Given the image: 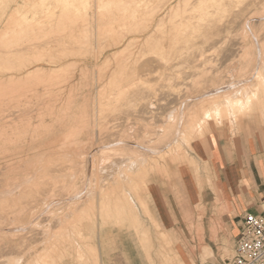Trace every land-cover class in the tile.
Returning a JSON list of instances; mask_svg holds the SVG:
<instances>
[{"label":"rangeland","instance_id":"374dc122","mask_svg":"<svg viewBox=\"0 0 264 264\" xmlns=\"http://www.w3.org/2000/svg\"><path fill=\"white\" fill-rule=\"evenodd\" d=\"M116 1L0 0V264L20 257L32 264L59 247L61 232L76 240L84 213L96 214V225L82 227L92 237L78 241L85 262L76 257L77 264H101V237L107 251L118 241L114 234L110 241L112 227L138 239L147 264H186L143 207L142 183L146 195L148 182L172 180L180 165H193L198 140L232 141L264 128L263 105L212 122L190 141L178 134L181 116L214 107L227 89L251 86L257 48L239 25L243 19L229 32L199 39L203 55L196 52L193 65L180 68L178 45L169 49L159 32L180 0ZM142 160H149L147 170L137 169ZM117 199L127 203L126 213L105 227L100 204ZM196 210L200 220L204 210ZM222 230L213 223L208 241L192 223L183 235L187 264H229L238 237L229 242Z\"/></svg>","mask_w":264,"mask_h":264},{"label":"crops","instance_id":"0c3cea01","mask_svg":"<svg viewBox=\"0 0 264 264\" xmlns=\"http://www.w3.org/2000/svg\"><path fill=\"white\" fill-rule=\"evenodd\" d=\"M190 157L193 165H180L172 180L148 182L144 196L148 211L172 237L186 264L189 258L183 252V235L191 233L192 223L201 225L211 241L212 225L218 222L223 228L219 234L229 236L230 242L239 236L246 214L264 216V128L232 141L220 137L198 140L191 146ZM197 208L204 210L200 220ZM109 229L110 241L113 234L118 241L107 251L101 237L104 245L97 244L101 264L148 263L143 245L129 230ZM64 264L77 263L66 259Z\"/></svg>","mask_w":264,"mask_h":264},{"label":"bare ground","instance_id":"6f19581e","mask_svg":"<svg viewBox=\"0 0 264 264\" xmlns=\"http://www.w3.org/2000/svg\"><path fill=\"white\" fill-rule=\"evenodd\" d=\"M58 1L62 2V0H58ZM63 1L71 2V0H63ZM116 2L122 3L123 1L117 0ZM236 8H239L240 10L239 9L237 10ZM132 17H135V15L132 14ZM242 19L245 21H243ZM241 20L242 22H244V24L242 23L240 24L239 21ZM237 22H239L240 27L244 25L243 28H247L251 32V35H254L252 39L256 43L255 47L257 48V50L256 49L255 50L257 51L256 55L258 57L256 56V60L253 61L254 63H252L253 66L251 67L253 71V75L249 79L251 82V86L249 88H241V89L236 88L235 91H230L232 88L227 89L226 92H228V95L223 96L221 94L218 98L219 101L216 103L214 107L212 108L202 107L199 110L193 111L190 117L189 115L181 116V122L178 129L179 132L178 134L181 135L182 139H185L186 141H190L191 139L195 138V136H197V134H199L201 131H205L206 128H208L209 124L212 122H216L223 118L226 119L231 116L239 118L240 116L245 115L249 112L260 110L261 109L260 107L264 105V61L261 60V58H263L261 57V55L264 54V42H262L264 40V0H249V1L248 0H180L177 13L170 14L169 20L166 23H161V24L159 23V27H160L159 32L162 34L164 33L166 35L167 40L170 41V43L175 41V43L178 45L179 57L182 59L177 62V66L183 68L184 66H189L191 64V61H193V59L191 60L192 57L196 59L195 58L196 52L202 53L203 55L204 53L202 47L203 45L197 43L199 39L202 40L204 38L203 40H207L213 38L214 36H219L220 34H223V32H229L230 29L229 26L231 27ZM119 26L123 27L125 26V23H122V25ZM257 26H259L258 30L256 29ZM18 29L21 32L20 28ZM259 37L262 38L259 39ZM259 40H262L261 41L262 44L258 42ZM171 48L172 49L174 48V45L172 43L169 46V49ZM27 66L29 65H26V67ZM224 90L225 88L215 93L220 94L223 93ZM207 94L209 93L207 92ZM201 98L202 97H198L197 100ZM200 103L201 102H199V104ZM176 144L177 147H179L178 141ZM148 161L142 160L140 164L137 166V169L138 170L141 169V171L147 170L149 167L147 163ZM129 181L130 178H128L127 182ZM144 184L142 183V187L140 190L142 191L141 198H142L143 207L147 211L148 209L144 200V196H145L144 193L145 189H143ZM16 188L17 186L15 187V189ZM134 188H136V186ZM8 191H9L8 195L10 196L11 190ZM126 204L127 203L125 201L120 199H117L113 202L112 200H108V202H104L100 204L99 214L100 216L102 214V216L104 217L102 219L105 221L104 223L105 227L108 224H110L111 226V224L113 223L117 224L121 222L123 216L126 213ZM128 210H129V206H128ZM95 219H96V214L84 213L82 219L78 222L76 226L77 230L74 233L75 238H77L76 240H74V238H70L69 235L63 237L64 232L59 233L56 238V242L60 241L59 247L57 249L55 247H52L50 249L48 248L43 250L41 253L37 255L36 258L34 257L35 260L34 262H32V264H59L62 262V260L68 258L69 256L72 257L70 258L72 260L77 257L78 261L81 262L84 259V254L77 248V244L79 240H83V239L88 240L89 238L91 239L92 236L88 237L84 235L83 226L85 223H88L89 228L90 226L93 227L94 225H96ZM136 222L137 221L133 219L134 225H137ZM23 227L24 226H22V228ZM164 239L168 244L171 243L172 241L168 234L166 235L164 234ZM46 243L48 244V242ZM46 243L44 241L43 245L45 246ZM36 248L38 249V247ZM36 248L35 251L37 250ZM22 258L20 257L17 260H15L14 264H23L25 260L24 258L23 259ZM26 261H28V259Z\"/></svg>","mask_w":264,"mask_h":264},{"label":"built area","instance_id":"2783aa9c","mask_svg":"<svg viewBox=\"0 0 264 264\" xmlns=\"http://www.w3.org/2000/svg\"><path fill=\"white\" fill-rule=\"evenodd\" d=\"M229 264H264V216H244Z\"/></svg>","mask_w":264,"mask_h":264}]
</instances>
